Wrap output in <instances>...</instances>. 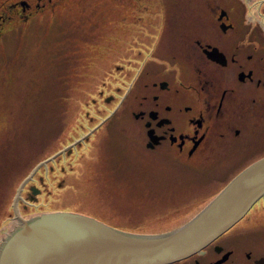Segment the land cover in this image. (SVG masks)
<instances>
[{
	"label": "rangeland",
	"instance_id": "1",
	"mask_svg": "<svg viewBox=\"0 0 264 264\" xmlns=\"http://www.w3.org/2000/svg\"><path fill=\"white\" fill-rule=\"evenodd\" d=\"M16 1L0 0V13ZM28 1L35 3V0ZM76 1L79 0H53L52 3L46 0L48 9L42 14L34 13L31 19H21L15 11L12 22L0 29V151L2 147H9L16 155L20 154L12 158L15 162L20 161L18 166L12 167L4 178L0 173V245L19 225L13 213L23 182L37 166L50 161L57 151H65L76 139L90 132L95 131L90 133L84 147L95 145L96 148L83 151L87 158L80 163L79 170L67 173L70 169L67 166L64 175L52 173L56 181L65 179L58 196L53 193L52 186H46L45 197L34 202L32 207H25V201L20 199L17 207L22 218L28 220L47 213L70 212L93 217L130 233H166L196 217L236 177L214 181L205 175L212 166L202 167L207 164L174 158L171 150H163L170 156L166 158L163 153L149 151L143 146L146 140L144 127L125 110L134 80L132 70L144 66L142 62L129 63V60L138 58L136 55L140 50L124 49L122 55L117 52L111 55L109 52L114 50H106L104 57L103 52L93 49L92 45L101 43L100 37L93 39L89 35L86 55L94 59L78 64L73 62L72 48L76 41L67 29L77 18L72 13ZM161 1L139 2L138 7L148 6L152 11H161L164 9ZM103 2L104 6L102 2L94 3L95 11L132 9L128 0ZM205 2L208 4L207 0ZM204 4L198 0H170L169 9H181V20L186 22L185 26H190L188 30L200 29L204 20L197 11L205 8ZM84 9V13L91 10ZM86 21L89 20L86 18ZM90 25L84 22L80 28L89 31ZM145 41H149L147 37L142 39ZM84 42L80 44L86 47ZM141 50L145 55L149 51L143 46ZM71 73L73 76L69 77ZM117 87L121 91L116 103L102 105L104 100L99 98L100 91L107 94ZM110 132L116 135L108 146ZM120 150L122 160H118L143 173L123 176L119 182L111 176L108 165L105 170L101 168L102 156L109 159ZM3 157L10 159V153ZM62 159L64 162L75 160L64 156L57 158L56 164ZM52 165L54 163H49V167ZM44 170L47 167H43V173ZM57 171L61 172L60 168ZM151 183L152 187L147 189ZM161 193L163 195L159 197ZM22 194L23 200L25 195L27 201L35 199L33 193Z\"/></svg>",
	"mask_w": 264,
	"mask_h": 264
},
{
	"label": "flooded vegetation",
	"instance_id": "2",
	"mask_svg": "<svg viewBox=\"0 0 264 264\" xmlns=\"http://www.w3.org/2000/svg\"><path fill=\"white\" fill-rule=\"evenodd\" d=\"M97 1L105 5L104 0H79L74 4L72 13L77 18L67 29L76 41L72 61L78 64L94 59L86 55L87 40L92 36L93 39L100 37L101 43L92 45L93 49H100L104 57L106 50H114L109 52L111 55L116 52L122 55L128 48L140 50L138 58L129 60V63L142 62L144 66L132 70L134 80L125 110L144 127L143 146L147 150L161 152L166 158L170 156L163 150H171L174 158L207 164L202 167L212 166L205 175L214 181L233 178L264 158V0H207L208 4L198 0L200 4L205 3V8L197 11L204 25L191 30L181 20V6L177 11L169 9L170 0L161 1L164 7L161 11L138 7L139 2L150 3L151 0H128L132 9L109 12L105 8L95 11ZM45 2L16 1L0 13V29L12 20L15 11L21 19H31L34 13L42 14L48 9ZM84 7L91 10L84 13ZM84 22L91 24L89 31L80 28ZM146 37L149 41L142 42ZM82 41L86 47L80 44ZM141 46L149 50L146 55ZM208 51H213L216 58H210ZM120 91L119 87L107 94L100 91L102 105L116 103ZM90 133L37 166L35 175L43 167L54 175H64L67 166L70 168L67 173L79 170L80 163L87 158L83 151L96 148L95 145L84 147L95 131ZM113 135L116 133H109L108 146L112 144ZM104 144L106 147L107 143ZM64 156L75 160L64 162L62 159L56 164V159ZM102 157L101 168L105 170L108 165L111 176L119 182L123 176L143 173L120 161L121 150L109 159ZM49 163L54 165L49 167ZM54 168H60L61 172ZM34 176L23 191L35 180ZM63 181L64 178L55 182L58 189L64 186ZM47 185L40 174L29 186L28 194L35 195L33 203ZM175 264H264V198L244 219L201 252Z\"/></svg>",
	"mask_w": 264,
	"mask_h": 264
},
{
	"label": "water",
	"instance_id": "3",
	"mask_svg": "<svg viewBox=\"0 0 264 264\" xmlns=\"http://www.w3.org/2000/svg\"><path fill=\"white\" fill-rule=\"evenodd\" d=\"M210 58H216L208 51ZM18 227L0 245V264H175L201 252L246 217L264 198V158L240 172L196 217L182 227L142 235L120 230L93 217L53 212Z\"/></svg>",
	"mask_w": 264,
	"mask_h": 264
},
{
	"label": "trees",
	"instance_id": "4",
	"mask_svg": "<svg viewBox=\"0 0 264 264\" xmlns=\"http://www.w3.org/2000/svg\"><path fill=\"white\" fill-rule=\"evenodd\" d=\"M12 144V143H11ZM45 146H47V145H45ZM3 149L0 151V173L2 174V177L4 178L5 176H7V174H8V172H10L11 171V169H12V167H16V166H18L19 164H20V161H18V160H16V162L12 159V158H15V157H19L20 156V154L18 153L17 155H16V153H15V151L14 150H12V149H9V147H7V148H5V147H2ZM7 153H10V159L9 158H5V157H3V156H5V155H7ZM13 153H15V155H12ZM26 160L28 159V156L25 154V157H24ZM19 160H21L20 158H19ZM18 162V163H17ZM15 163H16V165H15ZM20 168H22V166H20ZM3 171H7V173H4ZM40 174H44L43 176L45 177V182L48 184L47 185V187H51L52 186V188L54 189V192L53 193H55L57 196H58V194H59V191L58 190H60V189H57V187H56V184H55V182H56V179L55 178H52V174H49V173H47L45 170H44V173H43V168L39 171V173L36 175V177L34 178L35 180L38 178V175H40ZM35 180H33L32 182H30L26 187H25V189H24V191H23V194L24 193H28V189H29V186H31V185H33L34 183H35ZM55 180V181H54ZM152 185V183L151 184H149L147 187H152L151 186ZM51 192V191H50ZM47 192H45L44 191V193L42 192V194L41 195H39V197H38V202H40L41 201V199L40 198H43V197H45V194H46ZM52 193V192H51ZM22 194V195H23ZM163 195V193H161L160 194V196L159 197H161ZM25 199L23 200L22 199V201H25V202H23V205L25 206V207H32V205H34V203L32 202V201H27V199H26V195H25V197H24ZM22 201H20V203H22ZM19 203V204H20ZM13 209V208H12ZM15 217V213H13V218ZM13 220V219H12ZM15 222H16V220H15Z\"/></svg>",
	"mask_w": 264,
	"mask_h": 264
}]
</instances>
